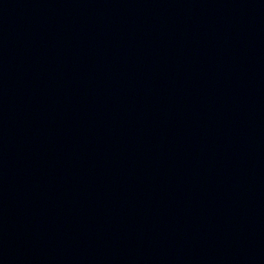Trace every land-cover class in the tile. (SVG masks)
Listing matches in <instances>:
<instances>
[{
  "label": "water",
  "instance_id": "obj_1",
  "mask_svg": "<svg viewBox=\"0 0 264 264\" xmlns=\"http://www.w3.org/2000/svg\"><path fill=\"white\" fill-rule=\"evenodd\" d=\"M0 264H264V0H0Z\"/></svg>",
  "mask_w": 264,
  "mask_h": 264
}]
</instances>
